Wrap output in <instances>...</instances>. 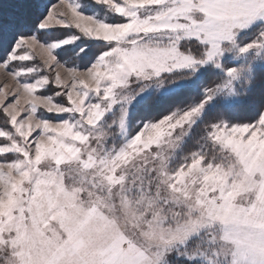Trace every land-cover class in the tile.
Returning <instances> with one entry per match:
<instances>
[{
    "label": "snow or ice",
    "instance_id": "6c2138e0",
    "mask_svg": "<svg viewBox=\"0 0 264 264\" xmlns=\"http://www.w3.org/2000/svg\"><path fill=\"white\" fill-rule=\"evenodd\" d=\"M0 264H264V0H0Z\"/></svg>",
    "mask_w": 264,
    "mask_h": 264
},
{
    "label": "rangeland",
    "instance_id": "374dc122",
    "mask_svg": "<svg viewBox=\"0 0 264 264\" xmlns=\"http://www.w3.org/2000/svg\"><path fill=\"white\" fill-rule=\"evenodd\" d=\"M0 78H2V74H0Z\"/></svg>",
    "mask_w": 264,
    "mask_h": 264
}]
</instances>
